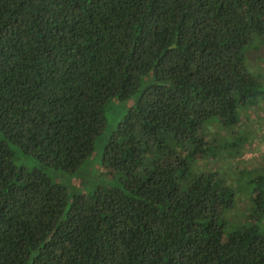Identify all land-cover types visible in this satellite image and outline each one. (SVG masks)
<instances>
[{"label": "trees", "instance_id": "1", "mask_svg": "<svg viewBox=\"0 0 264 264\" xmlns=\"http://www.w3.org/2000/svg\"><path fill=\"white\" fill-rule=\"evenodd\" d=\"M255 42L264 0H0V264H264V160L239 162ZM130 97L118 183L69 198L44 169L76 172Z\"/></svg>", "mask_w": 264, "mask_h": 264}, {"label": "rangeland", "instance_id": "2", "mask_svg": "<svg viewBox=\"0 0 264 264\" xmlns=\"http://www.w3.org/2000/svg\"><path fill=\"white\" fill-rule=\"evenodd\" d=\"M257 44L260 46L257 50L249 52V59L248 56L246 58V66L252 74L258 75L262 84V91L264 95V43H254V45ZM261 100L258 96L256 103H253L252 105L248 104L246 107H243L247 117L252 119L251 123H255L254 121H256L257 125L261 127L255 132L251 145L247 146L248 148L245 151L246 153L240 157L239 162L243 160L241 164L247 167L256 166L264 160V119H262V116L264 117V100L257 105V102H260ZM134 102L135 97H130L125 100L112 98L108 101L105 108V118L107 121L106 129L104 133L96 139L93 154L84 161L83 165L76 172L70 173L55 168L44 169L53 181L59 182L65 186L69 198L73 194L93 192L98 186H108L118 183V174H113V172L102 164V154L108 136L116 128L118 122L122 119L128 108L134 105ZM13 150V160L17 166L22 165L27 169H31L38 165V162L32 157L22 155L15 148ZM215 166H217L216 162L210 165V167ZM237 169L238 168H230V174L227 175L228 182L233 181L232 179L235 177L233 173L234 171L237 172ZM245 186L247 188L246 180L242 179L239 186V193H243L244 195L242 203L243 207L246 208L247 205H245V201H247V197L245 193L247 194V190L245 189ZM238 202L240 203L241 201ZM234 212L235 210L230 209L225 213V216H235L236 214H234ZM259 225L261 226L262 232H264V219L259 222ZM228 227L229 229L231 228L229 225Z\"/></svg>", "mask_w": 264, "mask_h": 264}]
</instances>
